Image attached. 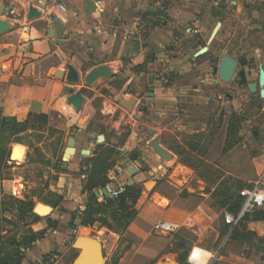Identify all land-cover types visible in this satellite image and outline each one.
Returning <instances> with one entry per match:
<instances>
[{
	"label": "crops",
	"instance_id": "crops-1",
	"mask_svg": "<svg viewBox=\"0 0 264 264\" xmlns=\"http://www.w3.org/2000/svg\"><path fill=\"white\" fill-rule=\"evenodd\" d=\"M2 3L0 19L16 14L13 29L0 35V115L16 120L20 129L0 127V164L38 174L28 179L0 176V244L5 251L20 249L21 264H73L80 253L74 238L83 234L103 243L105 264H161L175 255L178 264H264V206L232 226L225 220L229 204H223L264 178V141L253 130L251 140L262 142L258 150L263 153H252L254 146L244 140L251 132L245 127L252 122L247 110L256 106L261 117L264 96L250 104L245 91L236 90L233 99L220 94L217 100L212 85L218 75L212 74L210 62L229 55L264 68V0ZM32 4L42 15L29 19ZM54 14L62 22L55 30L56 37L66 39L63 45L49 37ZM171 40L175 59L168 57ZM96 61L110 64L117 76L88 85L84 75ZM69 64L78 69L80 83L67 79ZM170 65L180 78L167 86L162 75ZM60 69L63 77L56 75ZM252 70L253 80L257 75ZM128 82L125 97L136 99L133 110L116 101ZM136 92L144 96L137 98ZM75 93L85 97L80 109L68 101ZM226 104L233 108L224 110ZM140 111L142 120L136 119ZM71 136L77 151L65 162ZM157 137L171 159L159 162L149 147ZM16 144L25 146L23 160L11 157ZM126 157L133 158L138 168L134 185L142 189L135 218L128 220L129 211L117 205L105 206L93 214L92 225H84L85 212L107 201V184L128 183L131 174L122 165ZM45 168L50 171L44 173ZM152 179L157 183L148 190L144 183ZM40 203L49 205L51 213L38 214ZM16 219H23L25 227L13 233L6 221ZM159 220L175 223L176 231H156ZM197 248L210 253L207 263L191 260Z\"/></svg>",
	"mask_w": 264,
	"mask_h": 264
},
{
	"label": "water",
	"instance_id": "water-1",
	"mask_svg": "<svg viewBox=\"0 0 264 264\" xmlns=\"http://www.w3.org/2000/svg\"><path fill=\"white\" fill-rule=\"evenodd\" d=\"M40 7L45 8L46 5L44 3H40ZM5 3L0 5V15L4 14ZM42 15V12L39 11L33 4L29 6L28 18L34 19L38 18ZM52 23L49 25V37L52 38L55 43L63 45L66 43L65 38L56 37L55 24L62 25L61 20L58 19V15L54 14L51 16ZM221 23H218L215 27L210 41H212L219 30ZM13 29V24L11 21L7 19H0V35L8 33ZM207 50V47H204L200 51L196 53V55H200ZM239 64L245 65V62L238 61L232 58L229 55H222L217 58L216 62V73L218 78L223 83H228L232 80L234 76L235 78H242L245 85L249 86L252 92H256L258 89L257 82H248L246 71L244 69H238ZM238 69V71H237ZM67 79L71 83H80V73L78 69L73 65H68V70L66 72ZM57 77H63L65 75V70L60 69L57 72ZM117 76L116 71L112 68L110 64L102 63L100 61H96V66L93 67L88 73L84 75V81L88 85H96L98 80L108 81ZM129 82L125 84V86L121 89L119 94L116 97V101L121 105L126 107L129 110H133L134 105L136 103L135 98H126L125 95L129 88ZM259 85L261 87V95L264 96V68L260 66V75H259ZM68 101L74 105L76 109H80L85 101V97L81 93H75L69 96ZM148 133L152 136L156 134L154 129H149ZM99 141L104 140V135H100L98 137ZM76 137L71 136L68 140V147L64 153V161L67 162L77 151L76 149ZM149 147L153 148L155 153L159 155V162H162L163 159H171V154L160 144V138H155L148 143ZM83 153H89V150H83ZM129 153V148L124 150V155ZM123 166L127 165L128 171L131 174L129 181L127 183L128 186H132L135 183L134 175L138 172V168L133 163V158L126 157L122 163ZM66 168V166H64ZM157 181L156 180H148L144 183V186L148 190H153ZM105 194L106 191H104ZM74 247L80 250L79 256L74 261L73 264H105V255H104V246L103 243L95 237L79 235L74 238ZM161 264H175L174 262H162Z\"/></svg>",
	"mask_w": 264,
	"mask_h": 264
},
{
	"label": "trees",
	"instance_id": "trees-1",
	"mask_svg": "<svg viewBox=\"0 0 264 264\" xmlns=\"http://www.w3.org/2000/svg\"><path fill=\"white\" fill-rule=\"evenodd\" d=\"M0 127L1 129H10L12 131L17 132L20 129V124L16 120H12L6 117H2L0 115ZM141 186L139 185H132V186H126V191L122 195H120L118 198L110 199L108 198L107 201L99 205L96 209L87 210L85 212V217L83 219V224L86 226H90L93 224V214L105 206H119L122 211H129L127 213V219L132 220L136 216V210L134 209V204L136 203L137 199L139 198L141 194ZM231 198L234 199L231 203H228V201H223V204L226 206L228 205V209L231 213L234 215H237L242 207L244 197L240 194L231 195ZM31 210V209H30ZM253 213L256 212V210L252 211ZM252 212L246 213L244 217L241 219L239 224L242 222V220L247 218ZM1 240V239H0ZM1 243V241H0ZM1 246V244H0ZM23 256L21 254V250L18 249V251L14 253H9L5 251L4 247H0V260L2 264H21Z\"/></svg>",
	"mask_w": 264,
	"mask_h": 264
},
{
	"label": "flooded vegetation",
	"instance_id": "flooded-vegetation-1",
	"mask_svg": "<svg viewBox=\"0 0 264 264\" xmlns=\"http://www.w3.org/2000/svg\"><path fill=\"white\" fill-rule=\"evenodd\" d=\"M196 34L195 36H197L198 32H199V29L197 28H194L192 29ZM173 40V39H172ZM170 42V45L168 46V57H170L171 59H175L176 57L173 56L171 54V52L173 51V49L176 48L175 44H174V41ZM221 57V56H219ZM217 58L218 56L216 57H213L211 58L210 62L212 64V74L215 76H217V73H216V62H217ZM233 58V57H232ZM236 59V58H234ZM236 60L238 61H243L245 62V65H241L239 64L238 66V69H244L246 71V75H247V81L248 82H257L258 83V89L256 92H252L251 88L247 85H245V82H243V79L242 78H235L236 76H234L232 78V80L228 83H223L219 80V78L215 79L214 80V83H213V89L216 91V99H221L220 94L223 95L224 98L226 99H233L234 97V94L236 93V90H244L245 91V96H246V99L249 101V103L251 104L252 100H258L260 95H261V87L259 85V75H260V66L258 67H251L250 64H249V61L247 58L245 57H239L237 58ZM252 68H254V72L256 73V78L255 79H251L250 78V75L253 73V70ZM237 69V71H238ZM218 77V76H217ZM162 78L163 80L167 83V86H171L173 81L177 80L178 78H180V73L177 72L175 70V68L173 66H169L167 68V70L165 71V73L162 75ZM150 81L153 80V77H150L149 78ZM227 85L226 87H223L222 85ZM129 89V88H128ZM204 90V89H203ZM152 93V92H150ZM135 95H137V98H141L144 96V93H135ZM140 108L145 110L146 109V103H145V100L144 99H141L140 101ZM233 108V105L232 104H226L225 107H224V110L225 109H231ZM141 112L140 111L138 113V115H136V119L138 120H142V115H141ZM152 129V128H150ZM149 130V129H148Z\"/></svg>",
	"mask_w": 264,
	"mask_h": 264
},
{
	"label": "built area",
	"instance_id": "built-area-1",
	"mask_svg": "<svg viewBox=\"0 0 264 264\" xmlns=\"http://www.w3.org/2000/svg\"><path fill=\"white\" fill-rule=\"evenodd\" d=\"M59 10H64L65 5L62 3H59L58 5ZM15 11H11V15L14 17L10 19L12 23H14L15 20ZM264 178H260L253 187L249 189H245L242 194L245 197L243 206L239 213L237 215L227 213L225 215V220L228 224H231L232 226L238 225L241 219L244 217L246 213L254 211L256 208L264 206ZM126 182L122 183H109L105 187L106 191V198L115 199L118 198L120 195L125 193L126 191ZM177 225L171 221L167 220H159L155 224V230L160 233H171L176 231ZM220 253L218 252L217 255ZM192 263V262H191ZM0 264L1 260H0ZM45 264H53L52 260L47 261ZM198 264V263H194Z\"/></svg>",
	"mask_w": 264,
	"mask_h": 264
},
{
	"label": "rangeland",
	"instance_id": "rangeland-1",
	"mask_svg": "<svg viewBox=\"0 0 264 264\" xmlns=\"http://www.w3.org/2000/svg\"><path fill=\"white\" fill-rule=\"evenodd\" d=\"M247 111L249 113V117L252 119V122L251 123L250 122H246L245 127L247 129H250L251 132L248 131L246 133V135L244 137V140L246 141L247 144L252 143V145L254 146L251 149L249 148L252 153L254 151H257V152L259 151V152H262L263 153V150L262 149L261 150H258V147L261 145L262 142H260L259 140H251V139L253 137V133H252L253 130H256L258 132V134H260L261 140L264 141V114L261 115V117L258 116V115H260L259 113H260L261 110L258 107H256V106H252L251 109L250 110H247ZM132 121H133V119H132ZM14 139L15 138H13V137L11 138V140H14ZM7 140H9V138ZM249 140H251V142ZM12 166L11 165H8V164L7 165H4L3 163L0 164V176H1V178H10L11 179V178H14V177H16V176H18V175L21 174V175H23L24 178H27L28 179V177H33V176L38 175L37 172L34 171V170H30V171L27 170V175H26V173H24L23 171H21L19 168L13 169ZM45 171L48 172V171H50V169L45 168L43 172L45 173ZM34 172H35V174H34ZM14 202H16V201H14ZM37 207H38V205L35 206V209ZM14 214L20 216V218L23 216L22 214H19L18 212L17 213H14ZM7 215H9V216L12 215L11 210L7 213ZM23 219L22 220L16 219L17 220V223L14 220H12L11 223L9 221H6V223L8 224V226L10 227V230L13 233H18L21 229H23V227H25V224H23ZM24 220H26V219H24ZM13 235L14 234H12V236ZM224 247H226V246H224ZM171 258L172 259H167V261H173V262H175V264H178V262H177V256L176 255L175 256H171ZM215 263H217V262L216 261L212 262V264H215Z\"/></svg>",
	"mask_w": 264,
	"mask_h": 264
},
{
	"label": "bare ground",
	"instance_id": "bare-ground-1",
	"mask_svg": "<svg viewBox=\"0 0 264 264\" xmlns=\"http://www.w3.org/2000/svg\"><path fill=\"white\" fill-rule=\"evenodd\" d=\"M25 147V146H24ZM20 144H16L12 150L11 153V157L14 160H23L24 157V153H25V148ZM157 198L160 200V198L157 196ZM160 202V201H159ZM162 204H165V201H162ZM36 212L38 214L41 215H48L51 213L52 209L49 205L45 204V203H40L38 204V207L36 208ZM210 254L209 252H204L201 251L200 249H196L193 253V255H191V260L192 261H197V262H203V263H207V259L206 256Z\"/></svg>",
	"mask_w": 264,
	"mask_h": 264
}]
</instances>
